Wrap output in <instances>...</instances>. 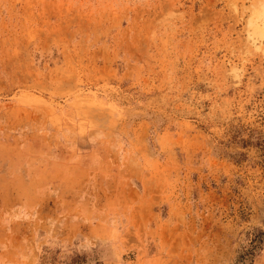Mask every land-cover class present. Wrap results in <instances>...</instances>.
<instances>
[{
    "label": "rangeland",
    "instance_id": "rangeland-1",
    "mask_svg": "<svg viewBox=\"0 0 264 264\" xmlns=\"http://www.w3.org/2000/svg\"><path fill=\"white\" fill-rule=\"evenodd\" d=\"M261 7L0 0V264H264Z\"/></svg>",
    "mask_w": 264,
    "mask_h": 264
},
{
    "label": "bare ground",
    "instance_id": "bare-ground-1",
    "mask_svg": "<svg viewBox=\"0 0 264 264\" xmlns=\"http://www.w3.org/2000/svg\"><path fill=\"white\" fill-rule=\"evenodd\" d=\"M261 8H262V7H261ZM262 9H264V8H262ZM259 13H260V12H259ZM254 15H255V14H254ZM257 15H258V14H257ZM257 17H259V16H257ZM261 17H262V16H261ZM262 18H263V17H262ZM262 18H261V21H262ZM256 19H257V18H256ZM254 21H255V19H254ZM252 23H253V22H252ZM261 23H262V22H260V24H261ZM263 23H264V22H263ZM260 24H259V25H260ZM263 25H264V24H263ZM261 26H262V25H261ZM253 27H254V26H253ZM255 27H256V26H255ZM257 28H258V27H257ZM263 28H264V26H263ZM263 28H261V30H262ZM254 29H255V28H254ZM258 30H259V28H258ZM258 30H257V31H258ZM261 30H260V31H261ZM257 34H258V33H257ZM261 35H262V34H261ZM262 37H263V36H262Z\"/></svg>",
    "mask_w": 264,
    "mask_h": 264
}]
</instances>
